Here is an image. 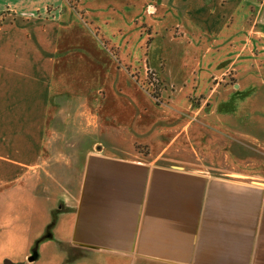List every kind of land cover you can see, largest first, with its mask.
<instances>
[{
    "label": "crops",
    "instance_id": "1",
    "mask_svg": "<svg viewBox=\"0 0 264 264\" xmlns=\"http://www.w3.org/2000/svg\"><path fill=\"white\" fill-rule=\"evenodd\" d=\"M51 2L0 0V250L9 249L0 258L5 264H264V183L135 156L137 139L150 137L164 152L175 137L140 136L132 97L114 100L129 108L119 124L99 102L69 96L55 58L61 17L21 16ZM161 2L163 17L177 14L196 30L193 81L200 88L227 66L220 64L264 70V0ZM251 46L261 62L252 59ZM125 54L130 61L115 67L124 79L110 73L114 68L102 70L114 88L137 82L128 72L138 69L137 51ZM179 69H164L167 79L186 81ZM239 86L259 87L246 89L245 97L257 107L264 103V78ZM242 135L264 145L260 132ZM15 204L18 220L11 225L4 218ZM33 248L37 257L30 261Z\"/></svg>",
    "mask_w": 264,
    "mask_h": 264
},
{
    "label": "rangeland",
    "instance_id": "2",
    "mask_svg": "<svg viewBox=\"0 0 264 264\" xmlns=\"http://www.w3.org/2000/svg\"><path fill=\"white\" fill-rule=\"evenodd\" d=\"M161 4V0H55L21 16H46L54 21L61 17L55 58L58 73L66 76L64 85L70 97L85 96L99 102L106 117H115L119 124L126 123L129 108L124 109V103L114 100L132 97L137 103L140 136L150 133L153 141L159 136L167 142L175 137L164 152L156 145L153 148L150 137L145 141L137 139L135 156L158 158L160 162L209 174L233 173L234 177L264 183V145L247 142L242 135L249 131L264 136V103L257 107L256 101L247 102L245 97L246 89L259 87L239 86L243 79L264 78V70L247 72L237 65L231 68L229 62L220 64L227 66L212 74L209 87L200 88L193 81L195 72H199L194 48L200 44L192 35L196 30L177 14L163 17ZM6 11L11 10L3 12ZM202 44L209 45L208 41ZM130 49L137 51L134 58L138 69L128 72L137 82L114 88L102 70L114 68L110 73L121 72L124 79L126 72L115 67L130 61L125 54ZM255 49H251V57L258 60ZM217 58L207 55L206 61H218ZM177 65L178 75L186 81L167 79L164 69H175ZM218 81L222 84L215 88ZM122 83L125 84L123 80ZM18 208L16 204L10 206L4 218L6 223L16 224ZM0 251L8 253L9 249ZM6 261L2 257L0 263Z\"/></svg>",
    "mask_w": 264,
    "mask_h": 264
},
{
    "label": "water",
    "instance_id": "3",
    "mask_svg": "<svg viewBox=\"0 0 264 264\" xmlns=\"http://www.w3.org/2000/svg\"><path fill=\"white\" fill-rule=\"evenodd\" d=\"M36 257H37V248H35V249L33 250V254L29 257V260H30V261H33V260L36 259Z\"/></svg>",
    "mask_w": 264,
    "mask_h": 264
}]
</instances>
